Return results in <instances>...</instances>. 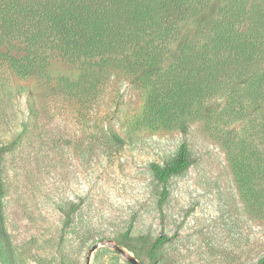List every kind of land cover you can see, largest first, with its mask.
<instances>
[{"label":"rangeland","instance_id":"374dc122","mask_svg":"<svg viewBox=\"0 0 264 264\" xmlns=\"http://www.w3.org/2000/svg\"><path fill=\"white\" fill-rule=\"evenodd\" d=\"M164 64L180 62L166 56ZM157 91L123 67L63 56L25 79L0 66V264H255L264 256L257 119L229 89V98L191 101L199 110L184 117L182 135L151 117ZM183 142L191 165L169 178L160 204L149 166Z\"/></svg>","mask_w":264,"mask_h":264},{"label":"trees","instance_id":"16d2710c","mask_svg":"<svg viewBox=\"0 0 264 264\" xmlns=\"http://www.w3.org/2000/svg\"><path fill=\"white\" fill-rule=\"evenodd\" d=\"M17 43L21 56L10 54ZM52 56L89 68L123 67L152 83L158 91L151 117L182 135L188 131L184 117L199 110L191 101L234 93L264 136V0H0V66L25 79L44 71ZM166 56L180 65L164 64ZM190 165L185 142L164 164H150L163 187L160 204L169 178ZM3 197L0 172V254ZM165 241L163 235L152 241L150 258ZM263 262L264 256L255 264Z\"/></svg>","mask_w":264,"mask_h":264},{"label":"water","instance_id":"95a60500","mask_svg":"<svg viewBox=\"0 0 264 264\" xmlns=\"http://www.w3.org/2000/svg\"><path fill=\"white\" fill-rule=\"evenodd\" d=\"M96 249V246H93L90 250V253H92ZM90 256L87 257V262L89 261ZM132 264H138L137 261L134 258L128 259Z\"/></svg>","mask_w":264,"mask_h":264}]
</instances>
